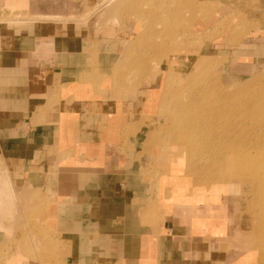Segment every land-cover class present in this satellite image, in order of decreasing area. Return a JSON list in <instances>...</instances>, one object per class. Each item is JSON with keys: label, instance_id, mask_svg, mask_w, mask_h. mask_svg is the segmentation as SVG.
<instances>
[{"label": "crops", "instance_id": "obj_1", "mask_svg": "<svg viewBox=\"0 0 264 264\" xmlns=\"http://www.w3.org/2000/svg\"><path fill=\"white\" fill-rule=\"evenodd\" d=\"M152 1L0 0V216L16 239L28 217L49 229L40 256L11 249L1 264H264L239 187L191 197L157 169V134L146 140L166 58L130 67L134 45L114 76L141 29L134 7ZM195 1L196 30L233 16L200 51L225 57L230 78L260 71L264 0ZM239 20L258 32L229 42Z\"/></svg>", "mask_w": 264, "mask_h": 264}, {"label": "rangeland", "instance_id": "obj_2", "mask_svg": "<svg viewBox=\"0 0 264 264\" xmlns=\"http://www.w3.org/2000/svg\"><path fill=\"white\" fill-rule=\"evenodd\" d=\"M115 1L116 0H107L106 6L112 5ZM155 1H152V3L140 2L138 5L139 19H137V25L141 27V29L138 31L139 33L136 37L130 41V45L127 46L124 54L114 68V76L118 75L120 67L128 60V56H130V53L134 50V45H137L140 51L132 55L133 61L129 63L130 67L147 65L148 62L150 64L153 62L154 65H158V61H160L161 58H166H164L166 61L164 60L161 71L157 70L158 68L156 67L154 68L156 73L159 72L156 74V82H154L153 85L155 125L153 124L154 131L149 133L146 140L147 145L151 146L157 134V141H155L156 143L154 144V155H157L156 157H158V159L159 157H163L161 160L162 163L157 164L159 167L157 169H159L160 174L165 173L166 177H168V181L170 183L173 182L178 190H182L184 194L191 195V197L201 193L203 195L221 192L225 194L226 187H229L228 185L230 184L227 182L229 181L227 178H231V175L223 173L218 174L217 172L215 173L217 175H211L207 173L203 174L199 170L197 171L200 163H203L202 165L207 167L209 161L206 157H196L199 145L188 146L182 143V141L174 140L176 131V137L183 133V129L176 130V117L183 112L185 108H192L193 105H198L199 108H203V112L214 121L212 130L217 135L228 134L227 128L230 126V120L234 121L236 119L238 125H241H239V129H241L242 132L243 129L250 128L246 132L248 135V137L246 135L247 139L244 140L242 136L240 137L241 139H236L235 144L239 142V145H235V149H233L234 147L232 146V151L230 149L232 155H235V153L237 154V152L242 149L240 146L245 148L247 143L249 146L254 142L253 145H259L260 143L262 145L264 142V134L262 135V129L257 125V122L264 120V114L257 113V115L251 110V115L249 116L248 110L250 104L255 100L251 98L252 96L256 95V97H260L258 98L260 101L264 102V67L252 75L233 79L225 74V68L222 67L225 57H209L208 51H200L202 47L204 48L207 46L210 40L219 38L221 31H224V28L228 25V19L233 18L232 14H226V16L222 18L220 22L213 25L212 28L207 26L204 30L202 26L196 30L195 24L205 22L206 20L204 17L202 18V11L199 9L200 5H198L195 0ZM219 7L221 6H216L214 9H218ZM210 14L211 13L207 14L208 17H210ZM258 28L259 23L254 24L250 21L245 23L244 20H239L230 29V36L228 38L230 41L227 37L226 41L237 42L245 40V38H247L245 35L247 33L245 31L250 32L253 30V32H258ZM141 33H145V35L141 36ZM257 40H264V30L261 31V38H257ZM148 48H150V50H147ZM162 54H165V56L161 57ZM178 59L186 61L179 66L178 61L175 62ZM151 69L152 68H150V70ZM197 71L203 80L200 79V81L198 80L190 83L192 72L197 74ZM146 86L149 87L150 85L147 84ZM166 87L170 88L171 92L169 91V94L166 92ZM165 93L167 95H165ZM151 97H153L152 94ZM161 97H165L164 104H162ZM236 112L237 114H235ZM250 125L251 127L257 126L255 128L259 134L258 132L256 134L255 128L251 129ZM173 126L174 128H172ZM258 141H260V143H258ZM240 142L243 145H241ZM249 142L253 143L251 144ZM246 148H249L248 150L251 149L248 146ZM251 154L253 157L252 161H249L250 165L253 164V162L259 164L264 161L263 150L256 151L251 149ZM254 158L256 159L254 160ZM196 159L197 161L200 159V162H197ZM229 162L236 163L237 161L229 160ZM195 163H197L198 166ZM206 171L207 170H204L203 172ZM156 172L158 171L156 170ZM191 174L195 175L192 176ZM235 177L236 180H232L231 178L233 185H230L232 187L237 186V189L239 187V190L242 191V197L246 201V213L251 216L249 224L250 231H252V233H258L259 231L260 236L258 239L264 242V236H261V234L264 235V189L258 190V181L260 180L242 174H236ZM2 185L5 186L4 181L0 182L1 187ZM1 187L0 195L3 193ZM234 189L235 191L237 190L236 188ZM2 197L3 196L0 198ZM44 206V203L39 206L37 210L38 216L42 215ZM8 216V220L13 223L15 215L10 214ZM261 218L263 219L262 222ZM25 224L27 225L23 228L20 235L24 240L16 239L17 237H12L11 225H8L9 227L4 226L0 216V230L5 233L4 242L0 244V260L1 257L3 258L7 255L11 249L13 251L27 252L32 256H40L39 247L34 241L43 239V241L48 242L49 240L44 232H49V229L33 221L31 217L26 218ZM251 237L253 236L251 235ZM9 244H12L13 247ZM1 254L4 255L2 256Z\"/></svg>", "mask_w": 264, "mask_h": 264}, {"label": "bare ground", "instance_id": "obj_3", "mask_svg": "<svg viewBox=\"0 0 264 264\" xmlns=\"http://www.w3.org/2000/svg\"><path fill=\"white\" fill-rule=\"evenodd\" d=\"M155 3H156V1H155ZM134 6L132 5V6H130V8H132ZM134 8H136V10H139L137 7H134ZM146 28H147V26H146ZM142 34L143 33H141L140 35L141 36L145 35V33L143 35ZM164 56H165V54L161 55V57H164ZM205 78H207V77H205ZM200 79L203 80V78H201L200 75L198 74V71H197V74L195 72H192V79L190 80V83L198 81V80L200 81ZM208 79H209V77H208ZM166 90H167L166 92L169 94L170 88L166 87ZM165 95H167V94L165 93ZM164 98L165 97L162 98V102H163L162 104L165 103ZM251 98L255 99V100L253 103L250 104V107L248 110V115L249 116L251 115V113H250L251 110H253L256 114L257 113L264 114V102H262L258 99L260 97H256V95H255V96H252ZM202 109L203 108H199L198 105H193L192 108H185L183 110V112L178 114L176 117L177 122L175 124L178 129L176 128V130H182L183 129V133L181 135H177V137L175 135L177 133V131L174 134V136H175L174 140L175 141H180V142L182 141V143H184L185 145H188V146L189 145H196V144L199 145V150L196 153L197 154L196 157L200 156L201 158L206 157L208 159L209 164L207 163V165H208L207 167L203 166L202 165L203 163L202 164L200 163L199 166L197 163H195L198 166L197 171L199 170L203 174L207 173V174H211V175L212 174L214 175L216 172L218 174L219 173L229 174V175H231L230 177L232 178V180L233 179L236 180V177H235L236 174L237 175L242 174L244 176L259 179L260 181H258L259 182L258 190H260V189L263 190L264 189V161L259 163V164L258 163L256 164V162H253V164H251V165L249 164V161L250 160L252 161V157H253V155L251 154V149L256 150V151L263 150V152H264V142L262 141L263 143L261 145L260 141H258V143H260V144L259 145L256 144L257 146L253 145L255 142L254 143L252 142L253 144L251 142H249L252 144L251 146H249L247 143V146L251 148L250 150H248L249 148L248 149L246 148L247 146H245L246 145L245 144L244 145L245 148H243V146H240L242 149H240V151L237 152V154L235 153L236 156L232 155L231 154L232 152H230V149L232 148V146L234 147L237 144L239 145V142L237 144H235L236 139L239 140V138L241 136H242V138H244V140L247 139L246 138V135H247L246 132L250 128H247V126H246L247 129H243L244 128L243 127L242 128L243 132H242V130L239 129L240 124L238 125V122L234 117L235 120L234 121L230 120V124H229L230 126H228V128H227L228 134L217 135L212 130L213 129L212 127L214 126V121L212 120V118H210V116H208L206 113H204ZM235 114H237V112ZM170 121H171V118H170ZM245 123H246V121H245ZM251 125H252V123H251ZM251 125H250V127H251ZM257 125L261 127V129H262L261 133L263 135L264 134V120L258 121ZM255 127H257V126H255ZM255 127H251V129H253ZM172 128H174V126ZM170 129H171V126H170ZM255 130H256V134H257L258 131L256 128H255ZM258 134H259V132H258ZM247 137H248V135H247ZM258 137H260V136H258ZM261 138H262V136H261ZM262 140H263V138H262ZM190 143H194V144H190ZM241 145H243V144L241 143ZM235 148L236 147H234L233 149H235ZM231 151H232V149H231ZM255 159L256 158H254V160ZM198 160L199 161H197V159H196L197 162H200V159H198ZM229 160H233V161L236 160L237 162L236 163H233V162L230 163ZM254 164H256V165H254ZM204 170H207V171L203 172ZM193 175H195V174H193ZM215 175H217V174H215ZM231 178H227V180H229V181H227V180L226 181L229 182L231 185H233ZM230 184L228 186L232 187ZM261 191H258V192L262 193ZM262 220L263 219L261 218V222H262ZM260 233H261V231H260ZM251 235L257 239L260 236L259 231H258V233L253 232V233H251ZM261 236H264V235L261 234ZM257 241H259V240H257ZM1 255L3 256L4 254H1ZM1 259H2V257H1Z\"/></svg>", "mask_w": 264, "mask_h": 264}]
</instances>
